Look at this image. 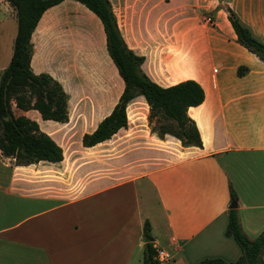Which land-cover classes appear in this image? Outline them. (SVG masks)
Segmentation results:
<instances>
[{
  "label": "crops",
  "instance_id": "crops-1",
  "mask_svg": "<svg viewBox=\"0 0 264 264\" xmlns=\"http://www.w3.org/2000/svg\"><path fill=\"white\" fill-rule=\"evenodd\" d=\"M71 3L65 0L47 10L31 39L33 72L51 75L67 94L66 76L52 67L63 59L51 35L62 24V9ZM228 8L264 42V0H177L179 55L170 77L161 76L160 62L153 67L145 54H137L145 57L143 71L160 86L194 80L203 87L204 102L188 110L201 148L184 147L170 135L160 138L147 118L129 117L128 127L110 140L84 147L83 136L110 115L124 82L108 54L98 17L97 43L78 31L73 41L77 51L89 46L91 52L85 69L91 87L85 94L95 95L90 98L97 115L110 103L119 77L121 94L92 129L84 130L87 122L78 121L77 138L66 134L71 119L43 121L38 111L17 109L62 147L63 160L16 166L0 156L11 174L0 186V196L16 202L0 201V264H146L148 242L169 252L170 264L208 258L234 262L241 250L226 235L231 188L245 235L255 239L264 233V62L237 42ZM203 13H213L210 26L201 23ZM137 99L145 102L149 115L144 98Z\"/></svg>",
  "mask_w": 264,
  "mask_h": 264
},
{
  "label": "trees",
  "instance_id": "trees-1",
  "mask_svg": "<svg viewBox=\"0 0 264 264\" xmlns=\"http://www.w3.org/2000/svg\"><path fill=\"white\" fill-rule=\"evenodd\" d=\"M16 11L17 35L9 65L0 78V152L2 157L14 160L16 166H29L40 162L59 163L63 149L48 134L41 131L36 121L16 116L15 107L24 112L38 111L43 121L67 123L69 121V95L51 75H36L31 68L33 57L32 35L44 13L65 0H6ZM83 5L101 21L108 54L124 82V90L110 115L105 117L91 134H85L82 144L91 148L110 140L121 129L128 127V105L143 97L149 107L148 121L151 131L160 138L173 136L184 147H202L196 123L188 116L191 107L205 100L203 87L194 80L162 87L152 81L142 69L145 57L130 49L121 33L110 0H72ZM228 20L235 31L237 42L264 62V42L256 37L238 15L227 9ZM242 68L239 70L241 73ZM231 204L237 203L235 191L230 189ZM147 241L151 240L150 225L144 226ZM226 235L232 237L241 250L234 262L222 258H208L197 264H264V233L255 239L243 232L237 208L228 211ZM145 263L154 261L150 242L145 249Z\"/></svg>",
  "mask_w": 264,
  "mask_h": 264
},
{
  "label": "rangeland",
  "instance_id": "rangeland-1",
  "mask_svg": "<svg viewBox=\"0 0 264 264\" xmlns=\"http://www.w3.org/2000/svg\"><path fill=\"white\" fill-rule=\"evenodd\" d=\"M70 2L72 3L61 11V26L53 30L51 35L54 48L57 51H62L60 53H62L63 63L62 65L53 63L52 67L55 73L67 78L69 120L71 119L74 123L69 127L66 134H71L73 138H77L81 133L78 130V121L87 122L84 130L92 129L96 121L108 113L116 96L121 94V79L119 77L116 90L114 88L112 90L110 103L108 102L101 113L97 115L95 102L92 101V99H95V95L85 94V91L90 90L91 87L85 74V69L90 65L87 60L91 52H88L87 48L89 46L84 49V52L77 51L73 42L76 40L74 37L78 31H81L82 34L87 33L92 41L97 43V17L83 5L72 0ZM110 2L121 33L129 46L133 48L136 54H145L146 58L152 62L150 64L153 67L157 62H160L161 76L169 78L170 72H172L173 60L179 55L177 36L180 16L176 11L177 0H110ZM212 16L213 13H203L201 23ZM213 21L214 19H212V23ZM17 29L16 11L6 0H0V78L10 63ZM95 54L97 55V49H95ZM101 86H104L103 81ZM97 99H99L98 95ZM87 106L88 109H86ZM13 111L16 116H19V111L14 103ZM146 112L145 102L136 99L128 108V117L131 121L145 120L148 119V113ZM87 124L89 125L87 126ZM45 125L43 123L44 127ZM10 175V171L4 170L0 160V186H6ZM150 198L154 199L153 194ZM4 199L12 205H16V202H11L10 198L0 196V201ZM11 220L13 221L14 218Z\"/></svg>",
  "mask_w": 264,
  "mask_h": 264
},
{
  "label": "built area",
  "instance_id": "built-area-1",
  "mask_svg": "<svg viewBox=\"0 0 264 264\" xmlns=\"http://www.w3.org/2000/svg\"><path fill=\"white\" fill-rule=\"evenodd\" d=\"M205 22L207 24H212V18L211 17H208ZM154 249V261L157 263V264H170L171 261L173 260V257L172 255L161 249V248H153Z\"/></svg>",
  "mask_w": 264,
  "mask_h": 264
},
{
  "label": "water",
  "instance_id": "water-1",
  "mask_svg": "<svg viewBox=\"0 0 264 264\" xmlns=\"http://www.w3.org/2000/svg\"><path fill=\"white\" fill-rule=\"evenodd\" d=\"M230 208H231V209H233V208H237V203H233V204H231Z\"/></svg>",
  "mask_w": 264,
  "mask_h": 264
}]
</instances>
